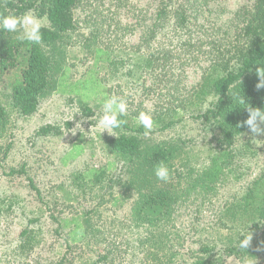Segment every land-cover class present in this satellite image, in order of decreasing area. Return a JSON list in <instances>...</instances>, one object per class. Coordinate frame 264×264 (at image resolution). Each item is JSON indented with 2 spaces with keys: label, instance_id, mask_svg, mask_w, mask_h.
<instances>
[{
  "label": "rangeland",
  "instance_id": "rangeland-1",
  "mask_svg": "<svg viewBox=\"0 0 264 264\" xmlns=\"http://www.w3.org/2000/svg\"><path fill=\"white\" fill-rule=\"evenodd\" d=\"M199 2L202 4L191 14L188 32L195 43L204 45L232 42L239 23L237 15L251 10L256 0ZM159 7L160 0H81L75 12L77 39L82 43V35L87 32L84 20L97 17L105 26L98 41L102 46L114 43L115 50L129 52L141 42L150 41L152 51L164 49L173 54L168 78L156 72L131 83L125 71L113 74L108 63L95 65L93 54L82 44L67 47L55 56L58 80L78 82L94 77L106 93L105 100L116 96L127 102L131 125L138 126L140 112L152 119L174 121L167 129H163L166 122H155L150 134L143 136L146 146L164 142L180 150L171 162L169 181H154V188H165L177 196L170 219L150 234L131 216L139 197L133 188L111 182L110 190H91L80 177L91 169L105 170L103 184L119 177L128 184L132 176L108 146L117 132L113 129L110 135L95 126L103 103L89 102L90 113L82 108L78 97L56 91L41 99L35 114L22 117L12 106L10 87L0 78V102L9 118L8 131L0 138V264H192L198 255H205L201 248L208 247L210 254L222 257L239 244L242 232L249 234L253 229L252 223L258 220L257 201L249 205L247 197L251 192L252 200L264 195V135H254L246 126L234 139L230 161L220 180L205 188L200 175L223 137L212 122L198 118L213 99L207 96L197 104L193 93L212 56L207 53L208 45L194 52L182 48L185 32L176 35L171 26L150 39ZM39 18L43 26H49L45 17ZM18 35L11 33L13 38ZM145 47L144 53L149 51ZM10 75L17 79V74ZM92 116L95 118L91 120ZM77 123L81 128L71 131ZM48 126L57 128L58 133L38 135ZM76 146L83 152L65 163L66 155ZM84 214L95 225L90 236L94 234L96 239L83 245L66 243L68 229L62 227L63 220ZM29 220L38 222L30 226ZM28 226L37 231L40 244L24 255L16 248ZM250 247L244 260L230 257L231 261H222L264 264V244L252 243Z\"/></svg>",
  "mask_w": 264,
  "mask_h": 264
},
{
  "label": "trees",
  "instance_id": "trees-1",
  "mask_svg": "<svg viewBox=\"0 0 264 264\" xmlns=\"http://www.w3.org/2000/svg\"><path fill=\"white\" fill-rule=\"evenodd\" d=\"M191 1H193L192 4H190ZM199 1L201 0H160L150 39H155L162 30L171 26L176 35H180L179 32H185V39L180 46L187 47L189 52L200 50L204 45H208L207 53L212 56L211 63L203 75L199 88L193 93V98L196 97L197 104H201L207 96L213 99L210 108L199 113L198 118H204V122H212L223 137L219 149L210 155L209 165L200 175V181L203 180L205 188L210 189L211 184L220 180L225 165L230 161L229 151L234 144V139L247 126L245 121L249 118L248 108H259L264 111V88H257L261 82L257 69L264 67V0H256L251 10L244 11L243 15L242 12L237 15L239 23L232 42L224 44L212 41L204 45L195 43L192 34L188 32L192 25L191 14L202 4ZM205 3L207 0H204ZM80 4L81 0H0V17L22 16L33 11L37 17H45L49 23V26L41 28L43 38L41 45H33L13 38L10 32L0 29V78L10 87L12 106L20 116L28 117L35 114L41 99L56 91L78 97L82 108L90 113L92 109L88 106L89 102L103 103L106 93L102 91L100 87L102 85L94 77L78 82L57 78L55 55L57 53L61 55L67 47L76 44H82L88 52L93 54L95 65L108 63L113 74H118L121 70L125 71L124 76L128 77L131 83L135 78L140 80L156 72L167 77L168 62L173 59V54L164 49L152 51L150 41L141 42L129 52L115 50V47L111 45L114 43L102 46L98 41L105 26L98 21L97 17L91 16L90 18L94 19L84 20L87 32L82 35V43H80L77 39L79 22L75 18V12ZM109 26L111 28L113 24L110 23ZM114 31L118 30L114 29ZM145 45L149 51L144 53ZM11 73L17 74V79L16 77L13 79ZM120 119L125 120L126 123L114 129L118 135L109 139L107 143L117 159L124 162L122 168L132 174L128 184H124L121 177L116 181L110 180L103 184L106 178L105 170L91 169L81 173L80 177L88 182L87 187L90 184L91 190L98 187L110 190L111 182L133 188L139 197L131 216L138 227L152 234L158 227L167 223L173 203L177 201V196L169 190L154 188V181L157 180L154 168L161 161L170 168L171 162L176 159L180 150L177 146H170L164 142L146 146L147 141L143 137L144 129L131 125L129 114ZM152 121L153 123L166 122L161 117L154 118ZM164 124L163 129H167L174 124V121ZM8 126L7 109L0 102V138L7 133ZM52 131L55 134L58 133L57 128L48 126L41 128L38 135L45 136ZM82 152L80 146L74 147L66 155L65 163L75 159ZM1 200L0 195V203ZM247 200L249 205L251 201H257L255 212L258 219L252 223V233L242 232L239 238L240 242L243 236L251 235L249 247L241 249L238 244L230 247L222 257L210 254L211 249L203 247L200 251H203L205 255H198L192 264H224L222 260L231 261L230 257L234 260H244L248 257L245 251L251 252L252 243L264 244V195L252 200L251 192ZM1 215L0 207V217ZM36 222L38 220H29L30 226ZM63 223L62 227L68 229L65 234V242L68 244L83 245L84 242L88 244L96 239L94 234L90 236L92 230H95V225L87 214L63 220ZM30 226L22 231L16 248L24 255L31 254L40 244L37 240V231L30 229L32 228ZM149 238L148 236L147 239ZM106 258L107 256L103 257V259ZM245 263L250 264L246 261Z\"/></svg>",
  "mask_w": 264,
  "mask_h": 264
},
{
  "label": "clouds",
  "instance_id": "clouds-1",
  "mask_svg": "<svg viewBox=\"0 0 264 264\" xmlns=\"http://www.w3.org/2000/svg\"><path fill=\"white\" fill-rule=\"evenodd\" d=\"M43 26L42 19L33 15L31 12H27L22 16L8 15L0 17V29L10 32L19 33L18 39L21 41H27L29 44L41 45L43 43L41 28ZM257 74L260 77V83L257 88H264V67L257 69ZM244 102V101H243ZM128 110L127 102L119 97L113 96L110 99H106L101 107L102 115L97 120L96 127L103 129V133L107 131L110 135L113 129L121 127L126 123L125 120L120 117L126 116ZM249 118L245 121V124L254 135H264V128L260 127V124H264V111L259 108H248ZM92 116L90 119H94ZM138 126L144 129V135L150 134L153 126V121L150 115L145 112H140L136 117ZM259 121V123H258ZM77 128H81L79 123L76 124L74 131ZM254 141H258L253 139ZM154 174L157 180L162 182H168L170 179V170L167 165L161 161L154 168ZM252 240V236H243L239 242L241 249H247Z\"/></svg>",
  "mask_w": 264,
  "mask_h": 264
}]
</instances>
